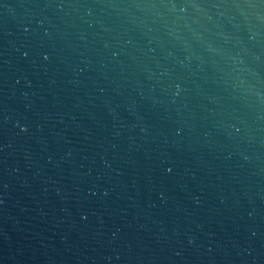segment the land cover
Returning a JSON list of instances; mask_svg holds the SVG:
<instances>
[{
	"label": "water",
	"instance_id": "95a60500",
	"mask_svg": "<svg viewBox=\"0 0 264 264\" xmlns=\"http://www.w3.org/2000/svg\"><path fill=\"white\" fill-rule=\"evenodd\" d=\"M0 264H264V0H0Z\"/></svg>",
	"mask_w": 264,
	"mask_h": 264
},
{
	"label": "snow or ice",
	"instance_id": "6c2138e0",
	"mask_svg": "<svg viewBox=\"0 0 264 264\" xmlns=\"http://www.w3.org/2000/svg\"><path fill=\"white\" fill-rule=\"evenodd\" d=\"M45 59H47V57H45ZM169 171H170V169H169Z\"/></svg>",
	"mask_w": 264,
	"mask_h": 264
},
{
	"label": "clouds",
	"instance_id": "9594fccd",
	"mask_svg": "<svg viewBox=\"0 0 264 264\" xmlns=\"http://www.w3.org/2000/svg\"><path fill=\"white\" fill-rule=\"evenodd\" d=\"M181 10H183V9L181 8Z\"/></svg>",
	"mask_w": 264,
	"mask_h": 264
}]
</instances>
